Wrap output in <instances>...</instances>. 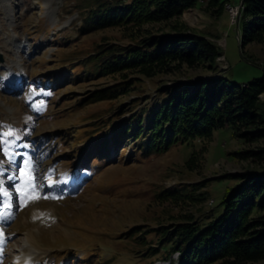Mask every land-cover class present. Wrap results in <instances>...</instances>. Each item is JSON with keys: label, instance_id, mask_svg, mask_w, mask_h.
<instances>
[{"label": "rangeland", "instance_id": "obj_1", "mask_svg": "<svg viewBox=\"0 0 264 264\" xmlns=\"http://www.w3.org/2000/svg\"><path fill=\"white\" fill-rule=\"evenodd\" d=\"M242 9L243 0H197L166 21L85 33L77 0H0V179L6 188L25 183L7 176L19 177L27 159L35 169L27 203L14 188L8 198L0 195V213L6 200L12 206L3 212L11 219L0 217V264H14L20 252L34 255L21 264H178V254L152 255L153 248L160 250L181 223L204 227L219 218L228 193L242 183L238 176L264 173L241 156L264 141L246 143L225 125L152 152L134 129L138 118L150 120L159 92L220 76L238 85L262 77L264 27L243 42ZM189 12L193 24L185 19ZM185 35L205 38L222 55L211 68L175 64L151 79L138 74L140 66L97 77L92 59L100 50ZM6 74L13 84L20 74L18 92L3 86ZM121 82L128 84L125 94L97 100ZM167 190L172 195L164 197ZM45 195L56 199L33 200ZM259 213L231 240L239 253L262 229L253 222ZM260 255L249 252L239 263L264 264Z\"/></svg>", "mask_w": 264, "mask_h": 264}, {"label": "trees", "instance_id": "obj_2", "mask_svg": "<svg viewBox=\"0 0 264 264\" xmlns=\"http://www.w3.org/2000/svg\"><path fill=\"white\" fill-rule=\"evenodd\" d=\"M81 31L90 33L108 28L130 25L138 27L147 21H166L180 16L197 0H77ZM242 37L247 42L250 33L264 27V0H243ZM142 42L111 50H100L92 60L98 68L97 77L113 75L124 69L140 66L138 74L151 79L158 74H168L172 65H186L192 69L211 68L222 54L214 44L202 37L185 35ZM173 69V68H172ZM262 77L238 85L224 77L199 80L191 86H178L177 90L159 92L161 102L152 107L150 120L143 124L138 118L134 135L143 141L147 150L165 151L179 140L207 138L214 130L232 126L246 143L264 141V69ZM124 79V78H123ZM127 82L99 94L97 100L114 99L126 93ZM101 95V96H100ZM159 98V100H160ZM129 130V123L123 130ZM264 166V144L260 149L241 155ZM242 183L228 193L223 202L224 213L204 227L190 220L173 228L164 236L160 250L169 256L178 254V264H240L247 253L259 252L264 259V173L239 175ZM176 193V192H175ZM162 195H172L171 190ZM175 195V194H173ZM260 211L253 221L262 229L253 240L239 251L231 244L250 224L248 217ZM250 226V225H249ZM164 244H168L165 248ZM250 244V245H249ZM236 245H238L236 243Z\"/></svg>", "mask_w": 264, "mask_h": 264}, {"label": "snow or ice", "instance_id": "obj_3", "mask_svg": "<svg viewBox=\"0 0 264 264\" xmlns=\"http://www.w3.org/2000/svg\"><path fill=\"white\" fill-rule=\"evenodd\" d=\"M5 136H11L12 132H5L4 133ZM5 155H8L7 150H5ZM2 163V162H0ZM24 165L25 167L23 169L20 170V176L16 177L13 175H8L7 176V180L8 181H12L14 179H24L25 176H28V179L25 181V183L22 184H16V185H9L8 188L5 187V182L4 179H0V195H3L4 197L8 198L10 197L11 193L9 191V188H14L16 192H18L20 194V196L22 198H24L25 203H27V197L31 194L32 191L35 190V185L32 184V177H31V173L35 171V169L32 167V162L31 159H27L24 161ZM4 173L2 171H0V177H3ZM28 188V192H25V188ZM38 199H56V197L54 196H35L33 197V200H38ZM5 208H10L11 207V203L10 200H6L5 204H4ZM0 217H6L8 219H11L12 217V213L11 212H7V213H0ZM3 235V229L0 228V236Z\"/></svg>", "mask_w": 264, "mask_h": 264}, {"label": "bare ground", "instance_id": "obj_4", "mask_svg": "<svg viewBox=\"0 0 264 264\" xmlns=\"http://www.w3.org/2000/svg\"><path fill=\"white\" fill-rule=\"evenodd\" d=\"M234 11H235V9L232 10V16H235V12ZM185 19L189 23L193 24L194 23V14L191 13V12L185 14ZM13 77H14V75H11V74L7 75L6 74V77H4L2 79V84H3L4 87H9L8 89L14 91V93H15V92H18L20 90V87H21V84H22L23 80H22V78H20V74H19V75H17L18 82H15V84H13L14 83L13 82V80H14ZM17 83H18V85H17ZM4 209L7 210V211H10L12 209V206L10 208H5L4 207ZM27 242H28V237H26L24 239L23 244H21V248L25 247L28 244ZM20 253L22 255H16L15 256L14 264H21L23 262L30 261L31 258L34 256L33 255L34 252L30 253V255H33L31 257L23 255V252H20Z\"/></svg>", "mask_w": 264, "mask_h": 264}, {"label": "built area", "instance_id": "obj_5", "mask_svg": "<svg viewBox=\"0 0 264 264\" xmlns=\"http://www.w3.org/2000/svg\"><path fill=\"white\" fill-rule=\"evenodd\" d=\"M232 10H233V9L231 8V13H232Z\"/></svg>", "mask_w": 264, "mask_h": 264}]
</instances>
